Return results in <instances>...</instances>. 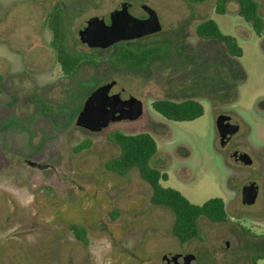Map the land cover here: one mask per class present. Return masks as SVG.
<instances>
[{
  "label": "rangeland",
  "instance_id": "374dc122",
  "mask_svg": "<svg viewBox=\"0 0 264 264\" xmlns=\"http://www.w3.org/2000/svg\"><path fill=\"white\" fill-rule=\"evenodd\" d=\"M125 1L138 17L146 15L144 4L153 7L163 27L121 42L169 45L167 54L141 69L115 66V45L90 47L79 37L89 18L108 21ZM257 1L264 18V0ZM215 5L216 0H0V264H164L165 257L186 253L195 254L198 264H252L254 255H261L256 264H264L263 148L251 166L231 155L236 148L256 155L244 136L247 125L253 127L251 143L264 146V33L238 13L237 1L225 13ZM55 7L64 14L68 46L89 59L70 75L56 60L45 25ZM207 18L236 37L241 56L229 54L217 39L197 36L196 24ZM113 79L111 93L138 97L143 114L96 132L78 126L89 94ZM157 98H195L204 113L169 120L154 109ZM221 113L242 124L227 146L216 128ZM116 132L151 133L158 144L151 163L168 174L161 184L196 204L223 198L229 219L202 216L200 236L182 242L173 233L174 212L151 202L152 188L139 169H110L121 152L111 139ZM85 140L91 145L76 150ZM252 180L260 192L247 205L242 189Z\"/></svg>",
  "mask_w": 264,
  "mask_h": 264
},
{
  "label": "trees",
  "instance_id": "16d2710c",
  "mask_svg": "<svg viewBox=\"0 0 264 264\" xmlns=\"http://www.w3.org/2000/svg\"><path fill=\"white\" fill-rule=\"evenodd\" d=\"M191 2H203L205 0H189ZM231 0H216V12L225 13ZM239 4L238 13L252 24L257 34L264 33V18L259 12L257 0H235ZM45 25L51 31V47L54 50L56 60L60 63L65 74H73L84 62H89L87 56L75 53L67 43L64 14L60 7L53 8L46 16ZM195 32L198 37L204 39H217L221 41L229 54L241 56L242 47L236 37L224 34L218 23L213 18H207L196 24ZM114 51L110 56L111 62L118 67L141 69L149 65L156 57L168 53L169 45L166 43L145 44L137 47L129 43L114 44ZM4 82V75L0 71V89ZM155 110L169 120L186 121L193 120L204 113L203 104L195 98L174 100L171 98H157L152 103ZM117 143L121 152L110 162V169L119 173H125L137 167L142 178L152 188L151 202L155 205H165L175 214L173 233L186 242L200 236L198 220L204 216L214 222H223L229 219L226 203L223 198H210L202 204L193 203L180 190L163 186L162 179H167L168 174L151 163V158L158 151L155 137L149 132L123 133L116 132L111 137ZM91 140L81 142L76 150H82L91 145ZM30 164H37L29 161ZM40 166H43L39 164ZM261 255H254L253 264Z\"/></svg>",
  "mask_w": 264,
  "mask_h": 264
},
{
  "label": "water",
  "instance_id": "95a60500",
  "mask_svg": "<svg viewBox=\"0 0 264 264\" xmlns=\"http://www.w3.org/2000/svg\"><path fill=\"white\" fill-rule=\"evenodd\" d=\"M131 2H122L120 6L111 11L107 22L103 16H93L86 21L85 26L79 29V37L83 43L90 47L108 48L121 42L129 41L156 33L163 27L156 10L148 4L142 8L147 12L146 17H138L131 13ZM117 80L113 79L94 89L79 112L76 123L90 131H100L111 122L121 119H137L143 114L144 104L141 99L131 95L123 98L119 92L111 93ZM231 115L221 113L216 117V128L220 135L221 145H226L234 134L238 125H233ZM236 160L251 164L252 158L246 152L236 156ZM259 184L252 180L244 184L242 200L244 204H254L259 195ZM164 264H198L193 253L167 256Z\"/></svg>",
  "mask_w": 264,
  "mask_h": 264
},
{
  "label": "flooded vegetation",
  "instance_id": "af4514ba",
  "mask_svg": "<svg viewBox=\"0 0 264 264\" xmlns=\"http://www.w3.org/2000/svg\"><path fill=\"white\" fill-rule=\"evenodd\" d=\"M131 8V7H130ZM147 16V12H146V15L145 16H142V17H146ZM107 21V20H106ZM107 22H110V17H109V19H108V21ZM240 117H241V115H239ZM232 117V116H231ZM233 118V117H232ZM231 118V122H232V124L233 125H238V129H237V131L234 133V134H232V136H231V138L228 140V142L226 143V145H224V146H227L228 144H229V142L237 135V134H239L240 132H242V124H241V122H239L238 120L237 121H233V119ZM242 118V117H241ZM245 128H247L246 129V135L244 134V136H245V138H246V140L250 143V145L252 146V148H253V152L256 154L255 156L253 155V154H251V153H248L247 151H242V150H240L239 148H236V149H234L233 150V153L231 154L232 155V157L234 158V160H235V162H238V163H242V162H240V161H238V160H236L235 158H236V156H238V155H240L241 153H243V152H246V153H248L249 155H250V157L252 158V163L251 164H245V163H242L243 165H245V166H251V165H253L256 161H257V154H259L260 153V150H261V148H263V154H264V146H261V147H257V146H254L253 145V143H251V141H250V135H251V130H253L252 128L253 127H249L248 125H247V127H245ZM245 128H244V130H245ZM248 130V131H247ZM223 146V145H222ZM259 188H260V185H259ZM259 192H260V189H259ZM255 238H259V236L258 235H255L254 236ZM252 264H253V262H252Z\"/></svg>",
  "mask_w": 264,
  "mask_h": 264
}]
</instances>
